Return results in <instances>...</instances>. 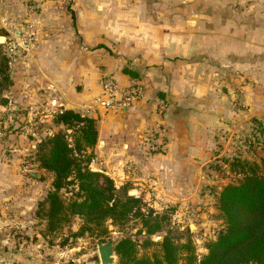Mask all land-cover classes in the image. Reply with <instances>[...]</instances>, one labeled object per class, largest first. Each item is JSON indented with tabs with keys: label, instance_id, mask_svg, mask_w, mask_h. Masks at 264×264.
Returning a JSON list of instances; mask_svg holds the SVG:
<instances>
[{
	"label": "rangeland",
	"instance_id": "374dc122",
	"mask_svg": "<svg viewBox=\"0 0 264 264\" xmlns=\"http://www.w3.org/2000/svg\"><path fill=\"white\" fill-rule=\"evenodd\" d=\"M136 8L146 12L152 10L158 17L153 21L163 22L164 17L169 16L167 21L175 27L173 34H164L166 31L161 30L163 32L158 31L155 34L139 35L131 32L126 35L125 29L129 27L124 22L133 20L120 19L117 14L134 11ZM8 9H12L13 16L1 0L0 35L8 38L5 44L17 37L18 33H23L31 24H34L38 31L36 18L39 13L61 12L62 16L68 17L72 26L79 30V43L87 42V46L92 47L91 50L106 43L110 46V56L113 57L118 52L117 48H133L132 59L141 64L133 63L131 59L132 64L128 65L127 69L136 72L137 78L140 73L144 76L156 74L161 76V79L156 77L160 86L169 87L160 72L171 67L174 69L177 63H185L190 66L191 86L199 87L202 83L209 82L210 86H216L222 92H233L231 104L240 112V119L236 126H231V131L218 137L221 141L214 147L203 168L202 174L205 176L200 180L202 185L198 192L203 198V203L198 209L184 213L183 210L174 211L167 205L153 208L148 206L150 202L143 201L147 208H152L163 217L162 234L167 233L181 243L189 239L197 258L204 256L207 253L205 243L215 239L217 233L224 228L222 214L217 208V198L222 188L239 182L251 171L264 178V141L261 140L264 127L249 115V106H246L249 98L248 102L243 99V91L245 93L247 85L252 84L254 93H260L263 89L253 82V76L261 77L257 66L261 63L258 61L263 55L259 50L249 52V35L233 30L231 33H224L219 27V22L226 23L227 20L237 23V30L249 24V0H142L141 4L139 0H12ZM84 28H91V31H84ZM5 44L3 43V46L9 57L10 70L14 59L20 61L23 55L21 51L10 52ZM162 54L167 56L168 62L158 63L153 60H157ZM165 63H168L169 67ZM5 91H0V104L5 100ZM41 116L46 120H40ZM49 118L52 122L53 117L49 112L44 114L21 111L20 115L13 111L0 113V171L20 172L30 182L26 190L19 194L15 191L14 197L8 201L4 199L5 192L0 188V264H100V243L94 237L84 235L75 240L69 239L68 244L60 246V242L69 232L78 231L81 225L79 219L75 218L62 234L48 236L46 223L37 213L39 203L49 191L47 182L52 176L38 170L30 158L38 139L49 132ZM156 137L157 134L153 132L148 139L156 140ZM21 140L23 145L26 143L33 147H26L28 151L16 155L18 160L11 164V159L16 158L12 154L11 146L20 144ZM96 148L98 143L94 150ZM160 149L157 143L148 147L151 153H161ZM94 150L89 167L93 172L104 174L102 157ZM32 173L39 176L35 179L39 180L41 177L42 180L34 181ZM112 180L116 187H120L114 179ZM63 196L68 198L69 194L64 193ZM190 224L197 226V232L192 233L189 230ZM106 226L112 231L110 239L106 241L132 236L138 240L137 249L140 256H151L158 251V248L153 246L144 248L146 235L136 234L141 228L138 221H130L123 232H119L120 227L110 226L109 223ZM149 238L152 242L161 241V236L158 235ZM180 264H184L183 261Z\"/></svg>",
	"mask_w": 264,
	"mask_h": 264
},
{
	"label": "crops",
	"instance_id": "0c3cea01",
	"mask_svg": "<svg viewBox=\"0 0 264 264\" xmlns=\"http://www.w3.org/2000/svg\"><path fill=\"white\" fill-rule=\"evenodd\" d=\"M2 1L13 16L12 9H8L12 0ZM62 15L61 12H41L37 16V39L27 57L23 56L20 61L14 59L10 67L11 85L4 96L7 103L0 104V113L13 111L20 115L21 111L25 113L33 109V112L46 114L53 109H72L86 115V108L101 93V82L105 76L112 77L121 88L140 84L145 89V96L133 107L121 112L97 109L87 115L97 120L98 148L94 151L102 157L103 172L119 186H127L129 195L150 202L148 206L153 208L167 205L184 213L198 209L203 203L198 193L202 185L200 180L205 176L203 168L221 141L218 137L231 131V126H236L240 119V112L231 104L233 92H222L216 86H210L209 82L199 87L191 86L190 66L185 63H177L174 69L171 67L160 72L169 87L162 88L156 80L161 76L156 74L144 76L140 73L141 77L133 78L123 72L124 67L132 64L131 61L141 64L132 59L133 48H117L118 52L113 57L106 43L91 50L87 42L79 43V30ZM117 15L120 19L133 20L124 22L129 27L125 29L126 35L131 32L155 34L161 30L172 35L175 28L167 21V15L163 22L153 21L158 17L152 10L146 12L136 8ZM219 27L224 33L233 30L249 35V52H262L263 58L257 66L261 77L253 76V82L263 89L254 93L252 84H249L245 93L243 91V99L249 98V103H246L249 115L256 118L263 128L264 0H249V24L246 26L237 30L238 24L227 20L226 23L219 22ZM83 30L90 32L91 28ZM6 40V36L0 35L1 45ZM153 60L168 62L163 54ZM165 65L169 67L168 63ZM153 132L157 134L156 140L148 139ZM261 140L264 141V132ZM23 143L21 140L20 144L11 146L16 157L11 159V164L18 160L16 155L28 151L26 147H33ZM155 143L162 149L161 153L149 152L148 147ZM51 181L47 182L48 188ZM29 184L20 172L0 171V188L7 201L14 197L15 191L19 194Z\"/></svg>",
	"mask_w": 264,
	"mask_h": 264
},
{
	"label": "trees",
	"instance_id": "16d2710c",
	"mask_svg": "<svg viewBox=\"0 0 264 264\" xmlns=\"http://www.w3.org/2000/svg\"><path fill=\"white\" fill-rule=\"evenodd\" d=\"M123 72L137 77L130 69ZM10 85L9 57L0 44V91ZM6 103L2 100V104ZM97 143L96 119L72 109H60L52 118L49 132L38 139L31 154L32 164L52 176L49 191L37 211L46 223V234H62L75 218L81 222L78 231L69 232L60 246L84 235L104 242L112 234L107 223L123 232L135 220L141 225L136 234L146 235L144 248L153 246L158 251L140 256L138 240L124 236L115 249L118 264H264L263 177L251 171L239 182L222 188L217 208L224 228L205 243L207 253L198 259L189 239L181 243L161 233L163 217L147 208L142 198L128 195L127 188L116 187L108 176L90 169ZM64 193L69 197L64 198ZM152 235L161 236V241L152 242Z\"/></svg>",
	"mask_w": 264,
	"mask_h": 264
},
{
	"label": "built area",
	"instance_id": "2783aa9c",
	"mask_svg": "<svg viewBox=\"0 0 264 264\" xmlns=\"http://www.w3.org/2000/svg\"><path fill=\"white\" fill-rule=\"evenodd\" d=\"M38 31L34 24L26 27L23 33L9 40L7 43V50L10 52L21 51L24 57H27L37 39ZM145 96V90L143 86L136 84L121 88L117 85L112 77H105L101 82V93L95 97L91 104L86 108V115L94 113L97 109H103L111 112H121L123 110L133 107L140 102ZM33 109H30V113H34ZM60 109H53L49 111L53 117L58 113ZM46 118L42 117L40 120Z\"/></svg>",
	"mask_w": 264,
	"mask_h": 264
},
{
	"label": "water",
	"instance_id": "95a60500",
	"mask_svg": "<svg viewBox=\"0 0 264 264\" xmlns=\"http://www.w3.org/2000/svg\"><path fill=\"white\" fill-rule=\"evenodd\" d=\"M34 178H39L37 174H32ZM189 230L192 233L197 232V226L195 224L189 225ZM119 240L112 239L109 241L101 242L98 246V256L100 264H116V246Z\"/></svg>",
	"mask_w": 264,
	"mask_h": 264
}]
</instances>
